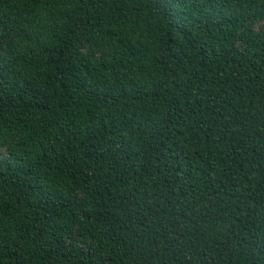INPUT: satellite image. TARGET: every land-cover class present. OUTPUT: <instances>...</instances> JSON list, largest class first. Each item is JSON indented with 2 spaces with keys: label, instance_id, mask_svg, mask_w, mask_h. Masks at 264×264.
<instances>
[{
  "label": "trees",
  "instance_id": "1",
  "mask_svg": "<svg viewBox=\"0 0 264 264\" xmlns=\"http://www.w3.org/2000/svg\"><path fill=\"white\" fill-rule=\"evenodd\" d=\"M0 264H264V0H0Z\"/></svg>",
  "mask_w": 264,
  "mask_h": 264
}]
</instances>
